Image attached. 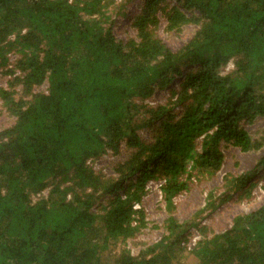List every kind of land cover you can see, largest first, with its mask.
<instances>
[{
  "label": "trees",
  "instance_id": "obj_1",
  "mask_svg": "<svg viewBox=\"0 0 264 264\" xmlns=\"http://www.w3.org/2000/svg\"><path fill=\"white\" fill-rule=\"evenodd\" d=\"M136 1L0 0V108L11 118L0 127V264H264V204L222 232L198 229L191 249L196 226L172 218L138 254L124 247L144 227L134 206L150 181L167 206L189 173L219 171L222 145L261 152L208 194L215 209L231 192L249 196L264 170V127L244 129L264 121V0H142L131 14ZM161 20L167 33L191 27L189 39L168 48ZM157 89L170 96L148 108ZM123 148L112 175L92 170Z\"/></svg>",
  "mask_w": 264,
  "mask_h": 264
},
{
  "label": "rangeland",
  "instance_id": "obj_2",
  "mask_svg": "<svg viewBox=\"0 0 264 264\" xmlns=\"http://www.w3.org/2000/svg\"><path fill=\"white\" fill-rule=\"evenodd\" d=\"M141 2L142 0L132 3L128 11L133 14ZM128 23L127 20L118 19L116 21L114 34L120 41L126 40L131 34L127 27ZM162 25L163 21L161 20L156 36L172 50L178 49L186 42L192 31L191 27L186 26L179 33H167L163 30ZM230 69L231 66L228 65L226 70L229 71ZM5 83L6 78L0 77V86L4 87ZM39 91H43V88H40ZM169 96L168 90L157 89L155 94L146 101L148 108L165 103ZM10 123L11 118H8L0 108V127L8 126ZM261 127H264V121L259 119L249 125H244V129L250 135ZM145 135L143 136L144 139L149 140V133L147 132V135ZM221 153L223 162L219 171L212 175L189 173V178L185 176L187 190L176 196L170 205L166 206L162 199L161 182L159 180L150 181L147 184L146 195L139 205L134 206L135 210L140 209L143 211L144 227L133 238L124 242V247L131 254L136 255L141 247L159 241L164 235V223L168 218L175 219L178 223L187 222L196 226L189 230L188 242L184 245L185 248L191 249L195 242L200 239L198 229L205 228L208 235L222 232L230 227L235 216L249 213L264 204V170H261L252 178V183H255V185L249 190V196L244 197L245 192L243 191L231 192L230 199L222 205L217 206L215 209L206 207L208 194H211L208 199V201H211L213 197H217L224 191L225 178L229 176L238 177L248 173L253 169L255 161L261 156V152L242 153L237 148L229 145H222ZM126 157H128V152L123 148L116 155L111 153L104 155L93 162L91 168L95 173L110 176L113 173L112 169L124 162L127 159ZM240 195L241 199H239Z\"/></svg>",
  "mask_w": 264,
  "mask_h": 264
}]
</instances>
